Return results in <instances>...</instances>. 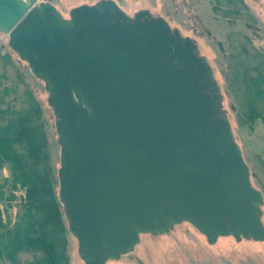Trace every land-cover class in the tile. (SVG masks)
Returning <instances> with one entry per match:
<instances>
[{"label":"water","instance_id":"95a60500","mask_svg":"<svg viewBox=\"0 0 264 264\" xmlns=\"http://www.w3.org/2000/svg\"><path fill=\"white\" fill-rule=\"evenodd\" d=\"M0 33L43 82L54 116L57 196L82 264L187 222L209 244L264 241L263 193L195 39L114 0L67 16L52 0H0Z\"/></svg>","mask_w":264,"mask_h":264},{"label":"trees","instance_id":"16d2710c","mask_svg":"<svg viewBox=\"0 0 264 264\" xmlns=\"http://www.w3.org/2000/svg\"><path fill=\"white\" fill-rule=\"evenodd\" d=\"M212 9L228 24L251 20L244 0H213ZM226 40L223 78L241 126L264 115V45L240 31ZM53 163L41 104L19 62L0 52V201L16 208L12 223L8 209L6 219L0 215V264H69Z\"/></svg>","mask_w":264,"mask_h":264},{"label":"rangeland","instance_id":"374dc122","mask_svg":"<svg viewBox=\"0 0 264 264\" xmlns=\"http://www.w3.org/2000/svg\"><path fill=\"white\" fill-rule=\"evenodd\" d=\"M98 0H52V3L67 16L68 10L82 3H95ZM125 12L132 15L140 9H149L153 14L162 16L182 35L195 39L199 52L204 55L214 70L221 86L223 106L231 121L235 140L242 150L243 157L250 167L252 185L263 193L262 222L264 224V169L258 160L264 162V115L239 125L235 118V105L226 88L223 78L227 52L226 34L230 31L244 33L256 45H264V0H244L251 20L237 19L228 24L226 19L216 14L213 0H114ZM9 51L19 62L31 91L42 107V119L45 124L49 150L57 170L59 166V145L56 142L54 116L47 104L44 84L35 78L27 64L7 45V35L0 33V52ZM259 156V157H255ZM5 175L8 170L5 168ZM10 212V222L15 218L16 208H10L0 201V215L7 218L5 210ZM67 252L69 264H82L77 253L76 239L68 235ZM107 264H264V241H235L232 236H222L213 244L206 241L195 227L183 222L165 234L153 236L142 234L134 250Z\"/></svg>","mask_w":264,"mask_h":264},{"label":"built area","instance_id":"2783aa9c","mask_svg":"<svg viewBox=\"0 0 264 264\" xmlns=\"http://www.w3.org/2000/svg\"><path fill=\"white\" fill-rule=\"evenodd\" d=\"M26 1H29V0H26Z\"/></svg>","mask_w":264,"mask_h":264}]
</instances>
